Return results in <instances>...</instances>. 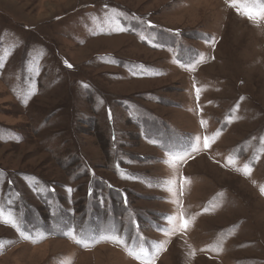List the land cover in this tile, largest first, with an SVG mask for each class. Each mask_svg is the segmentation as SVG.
<instances>
[{
  "label": "rangeland",
  "instance_id": "rangeland-1",
  "mask_svg": "<svg viewBox=\"0 0 264 264\" xmlns=\"http://www.w3.org/2000/svg\"><path fill=\"white\" fill-rule=\"evenodd\" d=\"M262 5L0 0V264H264Z\"/></svg>",
  "mask_w": 264,
  "mask_h": 264
},
{
  "label": "snow or ice",
  "instance_id": "snow-or-ice-1",
  "mask_svg": "<svg viewBox=\"0 0 264 264\" xmlns=\"http://www.w3.org/2000/svg\"><path fill=\"white\" fill-rule=\"evenodd\" d=\"M233 6H235V5H233ZM245 15H247L249 19H253L254 16H259L260 18H264V5L261 6V9H260L259 12L253 13L251 10H247L245 12ZM148 26L150 28L155 27L154 25L151 24L150 21L148 22ZM116 30L117 31H125L126 29L123 26H121L119 24V22H117L116 23ZM154 46H159V45H154ZM201 59H203V57H201ZM65 63H66L67 67H69V68L72 67L71 64H68L67 62H65ZM85 87H87V86L85 85ZM196 92H197V98H199L200 89L197 88ZM31 94L32 93H29V95H31ZM228 122H230V119H229ZM219 135H220V132L218 131L215 134V136H213V137H207V136L204 137V147L205 148L210 147L211 143ZM153 143H155V141H153ZM198 151H199L198 145L192 147V152H198ZM188 155H191V153H189ZM229 163L230 164L234 163V161L232 160L231 157H229ZM244 172H245V174H250L251 168L246 165L245 168H244ZM68 191L71 192V189H68ZM261 192H262V194H264V189H261ZM125 203H127L126 200H125ZM205 211H207V209H205ZM166 220L169 221L170 223H172L173 225L178 224L179 225V229L181 231L186 230L188 228V226H189V223H190V221L186 217H184L182 213L178 217L167 216ZM0 221H3L4 223H7L10 226H12L13 228H15L22 237H24L26 239H32L31 234H26L24 229H22L20 227V225L17 223V221L11 215V213L6 215L2 207H0ZM61 234L65 235V236H68L69 238L73 239L77 244H80L83 247H88L89 246V242L88 241H86L82 237H77L76 230L74 228H69L68 230L63 231ZM42 238H46V236L42 237ZM101 239H106V240H109V241H111L113 243H117V244H120V245L125 246V247L127 246L126 239L121 238V236H119L118 234L106 235V236L101 237ZM33 242H37V241L33 239ZM98 242H100V241L97 240V241H93L92 243H98ZM159 251H160V249L157 248V253ZM129 255H132L137 260H141L142 264H155V257L154 256L150 257L148 255L147 249L144 248L143 246H141L138 251L129 250Z\"/></svg>",
  "mask_w": 264,
  "mask_h": 264
}]
</instances>
